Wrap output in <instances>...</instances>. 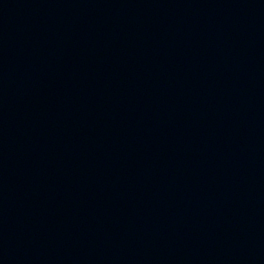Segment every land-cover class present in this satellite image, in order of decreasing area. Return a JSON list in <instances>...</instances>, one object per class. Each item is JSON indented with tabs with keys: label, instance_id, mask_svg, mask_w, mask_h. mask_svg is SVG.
Wrapping results in <instances>:
<instances>
[{
	"label": "water",
	"instance_id": "95a60500",
	"mask_svg": "<svg viewBox=\"0 0 264 264\" xmlns=\"http://www.w3.org/2000/svg\"><path fill=\"white\" fill-rule=\"evenodd\" d=\"M0 264H264V0H0Z\"/></svg>",
	"mask_w": 264,
	"mask_h": 264
}]
</instances>
